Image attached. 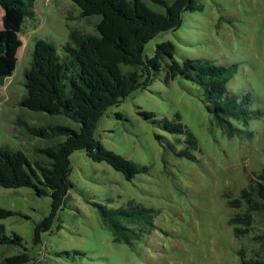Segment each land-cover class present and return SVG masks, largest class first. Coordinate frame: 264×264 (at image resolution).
<instances>
[{
  "label": "rangeland",
  "instance_id": "374dc122",
  "mask_svg": "<svg viewBox=\"0 0 264 264\" xmlns=\"http://www.w3.org/2000/svg\"><path fill=\"white\" fill-rule=\"evenodd\" d=\"M199 2L198 10L183 12L178 29L145 45L144 58L170 40L180 62L206 58L236 65L227 87L249 109L248 122L234 120L238 132H224L208 112L201 87L181 76L166 82L162 68L147 88L109 107L96 129L103 145L146 169L128 180L108 163L75 151L69 194L40 243L34 229L50 214V191L39 196L32 187L0 186V207L14 212L0 223L8 235L22 237L21 245L0 246V262L25 251L26 264H242V259L264 255V212L250 211L243 198L250 183L264 187V0ZM31 10L16 70L0 82V147L21 150L34 164L48 159L39 150L57 140L32 135L19 119L31 127L79 126L65 115L21 106L35 43L52 42L64 59L71 33L98 34L101 16H81L72 0H35ZM3 15L2 9L0 23ZM143 111L154 117L146 118ZM164 119L183 130L166 129ZM130 202L154 210L155 228L126 244L114 240L96 203L116 208ZM237 214L238 223L233 222ZM243 215L250 216L249 222L242 221Z\"/></svg>",
  "mask_w": 264,
  "mask_h": 264
},
{
  "label": "trees",
  "instance_id": "16d2710c",
  "mask_svg": "<svg viewBox=\"0 0 264 264\" xmlns=\"http://www.w3.org/2000/svg\"><path fill=\"white\" fill-rule=\"evenodd\" d=\"M34 1L0 0V12L4 10L0 23V82L16 70L18 51L23 44L21 32L26 18L32 14ZM72 1L82 9L81 16H101L98 34L71 33L64 59L58 55L55 44L45 39L37 40L31 65L25 71L26 94L20 104L37 112L65 115L79 126L31 127L19 119L32 135L57 140L39 150L48 158L46 161L32 164L23 151L0 147V186L32 187L39 196L50 191L51 211L35 226L36 243L41 242L42 233L51 229L69 194L72 186L70 157L75 151L84 150L92 160L108 163L128 180L146 169L108 149L96 137V129L109 107L119 104L134 90L147 88L162 68L166 71V82L181 76L201 87L208 112L224 132L236 134L239 129L233 121L248 122L251 116L247 106L227 87L237 73L236 65L218 64L206 58H186L180 62L175 58L176 47L170 40L157 44L154 55L144 58L145 45L162 32L178 29L183 22V12L198 10L199 0ZM149 2L165 10H156ZM142 114L146 118L154 117L152 112L143 111ZM162 122L170 131L183 130L181 124L166 119ZM188 136L196 145L192 134ZM243 198L250 211L264 212V187L259 182L250 183L243 190ZM96 205L115 241L132 244L155 228L154 210L142 204L130 202L116 208L102 203ZM13 214L0 207V218ZM240 216L233 217V222H241ZM249 220V215H243V222ZM12 244L21 245L22 237L16 233L8 235L4 224L0 223V246ZM28 261L29 254L25 251L5 257L0 264H26ZM242 264H264V255L242 259Z\"/></svg>",
  "mask_w": 264,
  "mask_h": 264
}]
</instances>
